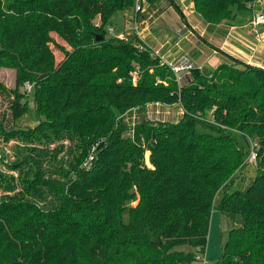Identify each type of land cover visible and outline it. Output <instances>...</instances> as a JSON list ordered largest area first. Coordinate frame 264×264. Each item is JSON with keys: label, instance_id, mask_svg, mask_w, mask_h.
<instances>
[{"label": "trees", "instance_id": "1", "mask_svg": "<svg viewBox=\"0 0 264 264\" xmlns=\"http://www.w3.org/2000/svg\"><path fill=\"white\" fill-rule=\"evenodd\" d=\"M134 1L0 0V67L15 74L11 118L27 112L25 82L42 117L29 128L0 124V136L19 143L6 165L16 179L0 170V189L13 192L0 196V264H193L214 208L243 219L216 264H264V68L234 59L208 75L194 66L178 82L135 34L107 37L114 14ZM193 6L209 24L252 15L245 0ZM153 102L183 112L129 133L122 115ZM232 131L258 144L243 189H229L249 151Z\"/></svg>", "mask_w": 264, "mask_h": 264}, {"label": "rangeland", "instance_id": "2", "mask_svg": "<svg viewBox=\"0 0 264 264\" xmlns=\"http://www.w3.org/2000/svg\"><path fill=\"white\" fill-rule=\"evenodd\" d=\"M135 4L136 0L134 1L132 9L123 13L114 14L111 23L107 25V37L118 38V35L129 34L131 38L132 34H135L140 40L143 38L145 40L144 42L147 43L157 55L161 56V61H164L170 66L179 65V61L187 57L196 60L198 64H202L199 70L201 74L208 75L214 71L216 63L212 55L213 51L211 46L213 45L209 44V39L199 34L184 36L186 33L184 29L187 22H193L197 27L203 26L202 23L205 24L203 19L196 13L193 0H157L149 5L144 0H139V5L141 6L140 10L136 9ZM94 22L98 24L99 18L96 17ZM206 24L211 27L215 26L214 24ZM144 27H146V29L143 31ZM136 28L139 34L136 32ZM53 38L60 44L64 43L55 34ZM144 42H141V46L146 47ZM51 47L54 50L56 59L59 60L62 54L53 44H51ZM188 75L189 71H182L177 74L176 78L178 82L181 83ZM14 76L15 74L12 69L0 67V124L3 126H10L15 123L17 127H33L42 117H39L35 113L33 93L31 92L29 95H25L24 85L23 88H20V91L27 100V112L16 121L11 118L9 105L13 100V89L15 88ZM136 78L137 73L135 74V79ZM176 104L177 106L158 102L148 103L144 107H138L123 114L122 119L130 128L129 133H131V129L136 123L144 119H148L154 124L177 122L182 114L179 113L183 112V110L179 108V103ZM208 114H211V112ZM203 120L211 122L210 119ZM231 133L247 150L251 142H254L249 139L245 141L237 132L232 131ZM18 145L19 143L16 140L6 141L0 136V170L8 176H13L15 179L17 173L8 170L6 165L14 161V151ZM148 156L149 153L146 152L145 163L147 166H150ZM254 174L255 162L246 161V164L235 174L229 189L245 188ZM11 194H13V192H4L0 189V196ZM220 197L221 193H218L215 202H217ZM133 204H136V201H134ZM242 224L243 219L240 215L225 214L221 213L216 208L212 209L206 248L203 251L201 250L204 262L195 261L193 264H216L221 254L222 247L228 240L229 230L233 227L241 226Z\"/></svg>", "mask_w": 264, "mask_h": 264}, {"label": "crops", "instance_id": "3", "mask_svg": "<svg viewBox=\"0 0 264 264\" xmlns=\"http://www.w3.org/2000/svg\"><path fill=\"white\" fill-rule=\"evenodd\" d=\"M203 22L205 21L203 20ZM247 23L234 26L221 22L211 27L205 22V24L202 23L203 26L197 27L193 22H187L184 36L199 34L207 37L209 44L213 45L211 46L212 55L215 58L216 66L222 62L233 64V60L236 59L245 64L264 68V26L257 28L259 34L257 36L256 31L251 29ZM145 29L146 27L143 28V31ZM142 41L145 40L142 38ZM145 45L149 47L147 43ZM190 59L199 68L201 67V63L198 64L196 60ZM173 106H177V104L175 103ZM179 108L183 110L180 105Z\"/></svg>", "mask_w": 264, "mask_h": 264}, {"label": "built area", "instance_id": "4", "mask_svg": "<svg viewBox=\"0 0 264 264\" xmlns=\"http://www.w3.org/2000/svg\"><path fill=\"white\" fill-rule=\"evenodd\" d=\"M247 6L251 9L252 11V16L250 18V20L248 21V26L256 31L257 36H259L257 28L259 26H264V0H245ZM136 9L140 10L141 6L139 5V0H136ZM136 32L137 34H139V31H137L136 28ZM118 38H120L121 40H123L124 42H128L130 35L126 34V35H118ZM140 48H143V46H140ZM154 54L157 55V53L155 51H153ZM164 62V61H163ZM165 63V62H164ZM197 66L190 58H183L180 62L179 65L177 66H171V69L174 71L175 75L177 76V74L179 72H187L190 70V68ZM135 74L133 75V81H135ZM32 92V85L29 82H25L24 83V93L25 95H29ZM258 148V144L256 142H251L250 147H249V151H248V155L247 158L245 159L246 161H250V162H255L256 161V150ZM196 261L198 262H204V257L202 254L201 249H198V253L196 255Z\"/></svg>", "mask_w": 264, "mask_h": 264}, {"label": "water", "instance_id": "5", "mask_svg": "<svg viewBox=\"0 0 264 264\" xmlns=\"http://www.w3.org/2000/svg\"><path fill=\"white\" fill-rule=\"evenodd\" d=\"M96 39H97V40L102 39V35H98V36L96 37Z\"/></svg>", "mask_w": 264, "mask_h": 264}]
</instances>
